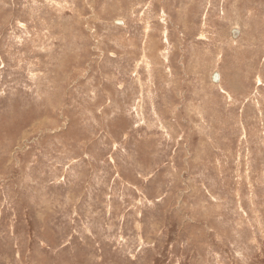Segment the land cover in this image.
Masks as SVG:
<instances>
[{
	"label": "rangeland",
	"instance_id": "obj_1",
	"mask_svg": "<svg viewBox=\"0 0 264 264\" xmlns=\"http://www.w3.org/2000/svg\"><path fill=\"white\" fill-rule=\"evenodd\" d=\"M0 264H264V0H0Z\"/></svg>",
	"mask_w": 264,
	"mask_h": 264
},
{
	"label": "water",
	"instance_id": "obj_2",
	"mask_svg": "<svg viewBox=\"0 0 264 264\" xmlns=\"http://www.w3.org/2000/svg\"><path fill=\"white\" fill-rule=\"evenodd\" d=\"M115 23L116 24H123V21L121 19H116ZM231 34H232L233 37H237V35L239 34V29L238 28H233L231 30ZM211 78H212V80L214 82H218L220 80V73L218 71H214L212 73Z\"/></svg>",
	"mask_w": 264,
	"mask_h": 264
}]
</instances>
